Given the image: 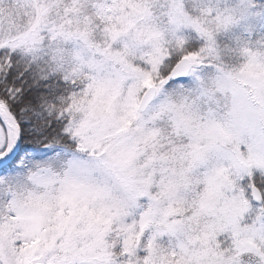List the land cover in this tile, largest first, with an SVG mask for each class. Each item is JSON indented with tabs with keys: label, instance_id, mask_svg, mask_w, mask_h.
Returning a JSON list of instances; mask_svg holds the SVG:
<instances>
[{
	"label": "snow or ice",
	"instance_id": "snow-or-ice-1",
	"mask_svg": "<svg viewBox=\"0 0 264 264\" xmlns=\"http://www.w3.org/2000/svg\"><path fill=\"white\" fill-rule=\"evenodd\" d=\"M0 264H264V0H0Z\"/></svg>",
	"mask_w": 264,
	"mask_h": 264
}]
</instances>
